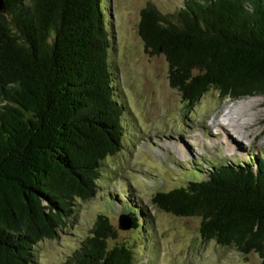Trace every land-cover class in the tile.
I'll use <instances>...</instances> for the list:
<instances>
[{"label":"trees","instance_id":"16d2710c","mask_svg":"<svg viewBox=\"0 0 264 264\" xmlns=\"http://www.w3.org/2000/svg\"><path fill=\"white\" fill-rule=\"evenodd\" d=\"M2 1L0 264H38L35 245L67 225L75 200L95 195L103 162L124 146L125 106L108 61V0ZM139 34L166 57L171 85L192 104L211 88L222 98L264 95V0H184L169 14L148 3ZM153 202L199 217L205 240L255 252L264 264L263 154L212 165ZM127 203L131 228L142 227ZM117 237L98 214L62 264H133Z\"/></svg>","mask_w":264,"mask_h":264},{"label":"rangeland","instance_id":"374dc122","mask_svg":"<svg viewBox=\"0 0 264 264\" xmlns=\"http://www.w3.org/2000/svg\"><path fill=\"white\" fill-rule=\"evenodd\" d=\"M148 3L169 14L184 0H108V61L125 106L124 146L103 162L95 195L75 200L67 225L55 238L35 245L38 264H62L89 234L98 214L107 215L117 228V240L131 247L133 264H260L255 252L245 256L205 240L199 217L176 216L153 202L158 191L206 177L212 165L264 155V95L222 98L211 88L195 104L184 100L171 85L166 57L150 53L139 34L141 10ZM224 134L240 150L228 153L221 141ZM171 142L182 145L183 152ZM128 201L139 210L142 227L121 230L119 216L132 210Z\"/></svg>","mask_w":264,"mask_h":264},{"label":"bare ground","instance_id":"6f19581e","mask_svg":"<svg viewBox=\"0 0 264 264\" xmlns=\"http://www.w3.org/2000/svg\"><path fill=\"white\" fill-rule=\"evenodd\" d=\"M213 124H215V126H217L219 123H217L215 120H213ZM215 129H218V128H215ZM215 134H217V132H215ZM238 137H240L238 139L241 140V135L240 136L238 135ZM221 141L225 143L226 148L229 151L228 153H231L234 150H240V146H238L234 141H232V139H230V137L226 136V134H224V137H223V139H221ZM171 143L175 144V142H171ZM176 143H177V141H176ZM175 145L181 150V152H183L182 151V145H180V144H175ZM183 145H185L184 142H183ZM184 150H186V147L184 148Z\"/></svg>","mask_w":264,"mask_h":264},{"label":"water","instance_id":"95a60500","mask_svg":"<svg viewBox=\"0 0 264 264\" xmlns=\"http://www.w3.org/2000/svg\"><path fill=\"white\" fill-rule=\"evenodd\" d=\"M4 3L0 0V11H4ZM132 220L127 214H121L118 219V228L121 230H129L132 227Z\"/></svg>","mask_w":264,"mask_h":264}]
</instances>
